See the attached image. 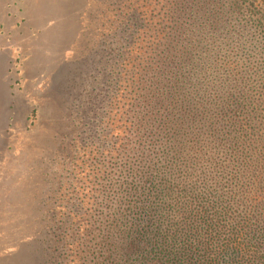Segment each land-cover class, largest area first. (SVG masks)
Here are the masks:
<instances>
[{"label":"rangeland","instance_id":"rangeland-1","mask_svg":"<svg viewBox=\"0 0 264 264\" xmlns=\"http://www.w3.org/2000/svg\"><path fill=\"white\" fill-rule=\"evenodd\" d=\"M170 18L175 33L165 31L177 37L164 51L153 48ZM175 40L176 53L202 47L184 85L195 100L221 104L224 120L251 127L264 115V33L241 0H0V264L134 258L129 196L171 163L152 94ZM229 42L260 53L252 62L237 56L256 67L243 81L207 60ZM211 157L181 171L216 191L236 170L230 154Z\"/></svg>","mask_w":264,"mask_h":264},{"label":"trees","instance_id":"trees-1","mask_svg":"<svg viewBox=\"0 0 264 264\" xmlns=\"http://www.w3.org/2000/svg\"><path fill=\"white\" fill-rule=\"evenodd\" d=\"M241 1L264 33L260 4L256 0ZM238 4H233L235 11ZM166 28L175 33L171 18L164 20L153 34V48L164 51L174 42L170 38L177 36L167 33ZM176 42L167 56L160 58L161 71L152 94L160 114L161 133L166 136L164 154L171 166L158 180L157 176L147 178L143 194L129 196L127 209L137 214L133 219L137 221L136 235L128 244V253L134 258L122 264H264V115L253 118L251 127L247 121L224 120L220 116L221 104L218 109L195 100L193 92L186 91L184 85L191 74L195 75L194 56L202 47H183L176 53ZM225 46L224 54L220 45L213 46L217 53L211 61L207 59L211 66L224 67L236 77L241 74L240 81L244 80L242 73H255L254 64L243 61L252 62V58L260 56L258 51L241 48L234 42ZM148 47L149 44L144 50L143 46L142 55L148 53ZM240 52H244L243 61L237 57ZM209 69H202L199 77H206ZM193 102L201 110L195 111ZM230 122L238 131L234 135L226 130L230 137L240 135L235 141L227 138L223 126L225 123L227 128ZM216 151L225 154V158L230 154L236 170L222 188H202L199 175L192 177L181 171L185 166L203 167Z\"/></svg>","mask_w":264,"mask_h":264}]
</instances>
